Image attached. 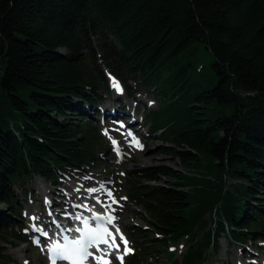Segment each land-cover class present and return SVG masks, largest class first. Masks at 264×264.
Returning <instances> with one entry per match:
<instances>
[{"label":"trees","instance_id":"obj_1","mask_svg":"<svg viewBox=\"0 0 264 264\" xmlns=\"http://www.w3.org/2000/svg\"><path fill=\"white\" fill-rule=\"evenodd\" d=\"M110 76L125 96H112ZM141 89L158 100L149 139L184 171L129 175L151 233L133 235L141 251L127 264L161 253L204 264L221 239L264 242V0H0V264L4 245L27 241L32 178L57 185L104 164L87 111L102 93L122 104ZM184 238L177 262L167 247Z\"/></svg>","mask_w":264,"mask_h":264},{"label":"rangeland","instance_id":"obj_2","mask_svg":"<svg viewBox=\"0 0 264 264\" xmlns=\"http://www.w3.org/2000/svg\"><path fill=\"white\" fill-rule=\"evenodd\" d=\"M199 56L200 62L203 64H207L211 60L210 56L206 52L200 53ZM108 99L109 97L102 93L103 103L98 107V113L101 114L99 109L108 107L110 108L111 114L116 115L115 111L112 110L113 105L105 106ZM135 99L138 105H140L138 106L137 116L135 119L137 123L134 124V127L138 130L137 147L127 146L121 150L120 154H116L112 151L111 147L109 149L106 144V148L110 153H108L105 157L104 164L93 170L85 168V172L87 173L86 177H82L79 174L72 175L70 177L65 175L66 178H61L60 181L63 182L59 187L50 185L39 178H32L31 183L28 186V192H30L31 198L26 199V204L24 205L23 210L24 231L29 230L26 224L32 225L31 221L38 218L39 215L45 219L47 209L45 208V205L47 201L56 202L62 200L63 202L68 203L70 201L67 202V199L65 198H67V194L72 193V191H78L79 194L82 191H87V193L98 192L101 190L99 187L103 182L107 183L110 181L109 186L107 187L109 189L107 191L109 203H112L113 200H117L122 204V207L117 208L115 211L117 215V224L123 229L126 237H124L123 240L127 241L128 249L131 250L133 248L134 253H139L141 251L140 243H142L143 240L141 239L139 242H135L133 235L137 234L138 230L148 231L147 233L151 232L149 231L148 226L138 215L139 212H141V209L136 206L134 202H131L128 197V181L132 180V177L129 175L139 170L159 168L161 166H167L177 171L184 170L178 166V161L173 162L171 156L159 153V147H161L162 144L157 140H150L146 132V128H148V126L145 125V128L142 124L141 118L144 108V111L146 112L147 110H155L158 107V100H155L152 96H150L147 89L139 90ZM127 102L129 107L126 108L127 111L123 114L128 113L132 116L134 114V102L132 100H128ZM143 106L144 108H142ZM90 117L94 120V122L96 121V117L92 112L90 113ZM100 118L97 119L95 124L98 125L100 133H103L102 128L105 126L99 123ZM113 121L116 122V120ZM102 137L104 136L102 135ZM165 181L167 180L161 177L159 184H163ZM151 184L155 183L151 182ZM84 188H87V190ZM59 196H64V198ZM128 237L129 240L127 239ZM196 238L200 239V235ZM123 240L119 252L116 253L117 257L115 259L111 258V264H121V259H119V257L123 258V264H127V261H129L132 250L128 254L125 253ZM189 244L190 239L184 238L176 245H171L174 247L173 252L168 250L170 246L167 247V250L173 254V257L177 262H180L182 256L186 253V249ZM4 247L5 254L10 259V264H45L44 256L38 249L31 245L22 244L18 248H12L6 245H4ZM206 255V263L204 264H261L262 260H264V242L249 244L243 249L237 245L227 244V242L221 239L217 246L216 253L213 254L211 251H208ZM152 263L171 264L170 261H166L165 254L162 253L159 254V257L153 259Z\"/></svg>","mask_w":264,"mask_h":264},{"label":"snow or ice","instance_id":"obj_3","mask_svg":"<svg viewBox=\"0 0 264 264\" xmlns=\"http://www.w3.org/2000/svg\"><path fill=\"white\" fill-rule=\"evenodd\" d=\"M114 86L117 87V90L122 91V89L119 88L118 85ZM115 143V142H114ZM138 145V141L135 142ZM85 225H87L88 221H84ZM118 231V230H117ZM94 234V233H93ZM121 240H123V237L121 236ZM101 242L107 243V241H104L101 237ZM125 245V253H130V249L127 248V241L123 240ZM115 243V238H113V244ZM91 245H85L82 240H69L67 243H65L63 246L61 245H55L51 249V252L53 253L51 259L52 264H56L57 260H65V259H71L73 261V264H83V261L86 257L90 256L91 253L88 252V247ZM109 247L111 248L112 245L110 244ZM117 250H119V245H116ZM107 255V253L105 254ZM97 264H111L110 261H105L104 257H98ZM121 259V264H123V258L119 257Z\"/></svg>","mask_w":264,"mask_h":264},{"label":"bare ground","instance_id":"obj_4","mask_svg":"<svg viewBox=\"0 0 264 264\" xmlns=\"http://www.w3.org/2000/svg\"><path fill=\"white\" fill-rule=\"evenodd\" d=\"M128 145L127 144H122L121 146H119L120 147V150L121 149H123V148H126ZM108 184L110 183V181L109 182H107ZM106 182H103L102 183V185L103 186H107L106 184H107ZM74 194H72V193H70V194H68V197H72ZM66 199V198H65Z\"/></svg>","mask_w":264,"mask_h":264},{"label":"water","instance_id":"obj_5","mask_svg":"<svg viewBox=\"0 0 264 264\" xmlns=\"http://www.w3.org/2000/svg\"><path fill=\"white\" fill-rule=\"evenodd\" d=\"M206 49V48H205Z\"/></svg>","mask_w":264,"mask_h":264}]
</instances>
